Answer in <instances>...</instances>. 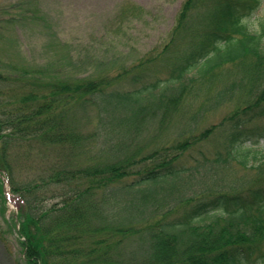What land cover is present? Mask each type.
<instances>
[{
  "label": "trees",
  "instance_id": "obj_1",
  "mask_svg": "<svg viewBox=\"0 0 264 264\" xmlns=\"http://www.w3.org/2000/svg\"><path fill=\"white\" fill-rule=\"evenodd\" d=\"M262 5L185 0L160 51L115 73L0 71L27 264H264Z\"/></svg>",
  "mask_w": 264,
  "mask_h": 264
},
{
  "label": "rangeland",
  "instance_id": "obj_2",
  "mask_svg": "<svg viewBox=\"0 0 264 264\" xmlns=\"http://www.w3.org/2000/svg\"><path fill=\"white\" fill-rule=\"evenodd\" d=\"M184 1L0 0V71L56 80L115 73L160 51ZM262 1L250 20L255 30L264 19ZM257 152L264 153V143ZM1 179L0 264H27L16 227L19 210Z\"/></svg>",
  "mask_w": 264,
  "mask_h": 264
}]
</instances>
